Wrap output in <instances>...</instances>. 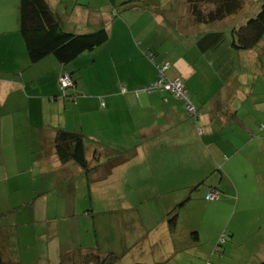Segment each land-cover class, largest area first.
Segmentation results:
<instances>
[{"label":"crops","instance_id":"obj_1","mask_svg":"<svg viewBox=\"0 0 264 264\" xmlns=\"http://www.w3.org/2000/svg\"><path fill=\"white\" fill-rule=\"evenodd\" d=\"M46 1L64 31L83 34L103 28L109 37L101 48L80 55L72 65L61 66L51 56L31 64L19 32L20 1L0 0V247L3 260L12 262L8 258L15 255L9 251L12 247H17L19 254L24 244L20 235L31 239L25 241L26 246L35 248L34 242L45 243L32 256L31 264H72L83 250V253L94 251L102 255L101 246L112 243L113 239L130 241L126 251L117 255L125 259V255L135 251L140 241L134 240L141 239L146 231L142 225L152 215L150 200L143 198L138 206L134 205L135 190L174 194L165 199L166 214L188 200L178 210L173 229L167 221L161 223L170 242L175 240L171 238L176 232L187 229L179 233L181 240L184 244L187 241L194 244L199 239L198 232H191L192 216L184 215L182 210L186 212L191 201L206 204L208 192L228 187L227 181L221 178L217 182L213 176L218 172L216 169L219 177L232 172L225 168L235 156L246 160L242 151L253 155V161L261 164L264 159V98L255 88L258 72L255 70L253 77L247 74L240 81L245 83L243 89L239 88L240 83L235 79L239 81V74L248 69L242 57L245 53L234 54L224 41L221 48L230 58L217 57L213 38L203 40L210 31L221 30L228 35L230 26L214 24L211 28L210 23L198 22L189 6L182 11L186 21L172 19L176 16L173 10L164 14L161 9L159 14L165 19L155 16L149 20L161 27L167 21L177 23V42L167 49L164 41L170 33L165 27L155 38L149 32L142 42L136 40V34L149 28L143 19L144 13L131 24L124 16L112 19L116 14L113 7L126 0ZM168 2L171 4L173 0ZM231 20L228 19L229 24ZM142 46L149 52H143ZM136 47L140 54L134 57ZM148 53L156 55L155 61ZM165 63L170 65L166 77L183 81L201 127H194L190 120L194 115L185 111L183 101L168 93L148 91L150 83L157 78L156 68ZM236 65V71H231ZM64 69L73 76L76 73L77 96L73 98L66 97L71 92L64 95L58 86ZM250 70L253 72L254 68ZM218 79L223 82L214 87L208 96L210 100H203V91ZM249 79L253 81L251 88L247 87ZM231 126L241 135L229 129V136L224 137L222 128ZM60 131L83 137L86 160L95 168L89 175L77 164L61 163L57 159L55 141ZM218 133L221 136H216ZM108 153L118 155L103 162L101 157ZM223 159L227 160L224 164ZM242 160L240 165H246L247 161L243 164ZM203 168L214 170L199 182L198 175ZM123 174L130 178L127 179L129 188L114 183V176ZM185 174H195L197 178L185 184L182 180ZM110 178L112 196L109 198L104 193L103 198L101 185ZM205 181L218 188L206 187L210 189L193 193ZM82 187L88 188V197L81 202L95 200L117 209L115 216L106 218L111 224L110 230L104 228V219H98L93 210L81 212L77 191ZM124 189L128 193L120 195ZM55 191L59 195H54ZM122 197L129 198L127 204ZM143 204L149 217L139 210ZM86 207L89 208L88 204ZM79 213L86 215L84 222L78 220L82 217ZM89 223L91 226L82 227ZM36 226H44L46 233L37 234ZM26 227L31 232L26 233ZM151 227L148 232L152 236L157 226ZM76 228L79 234L74 236ZM91 232L84 243L82 236Z\"/></svg>","mask_w":264,"mask_h":264},{"label":"rangeland","instance_id":"obj_2","mask_svg":"<svg viewBox=\"0 0 264 264\" xmlns=\"http://www.w3.org/2000/svg\"><path fill=\"white\" fill-rule=\"evenodd\" d=\"M130 1V0H126ZM135 2L136 6L132 9L122 8V4L118 5V11L115 14V18H120L124 16V20L128 24H131L135 19L141 18V14H145L143 19L146 21L149 28L146 31H141L136 34V40L142 42L144 35H147L151 32L153 38L160 35L161 30L164 28L165 31H168L170 35L164 41V47L167 49H171L177 42V35H176V22H165L161 27L155 21L152 22L149 19L155 16H159L162 19H165L164 16H161L158 12V7H160L164 14L173 10V14L176 16L172 17V19H179L180 21H186L187 17L182 16L183 12L188 8L186 0H173L171 4H169L168 0H132ZM261 2L264 3V0H244V8L238 13L239 17H232L234 19L231 20L232 24H238L240 20H245L246 17H250V15L254 14L257 8L260 9ZM107 4V3H105ZM149 4H152L150 7ZM253 4V7L250 9L248 5ZM257 6V7H256ZM121 9V10H119ZM183 11V12H182ZM247 14V15H246ZM180 15V16H178ZM231 18V17H230ZM229 24L228 19L225 21H221L217 23L218 26L225 25V27L233 26ZM213 23H210V27L213 28ZM125 27V26H124ZM202 28V27H201ZM225 28V29H226ZM139 38V39H138ZM155 41V40H154ZM160 41V38L157 39ZM228 42V41H227ZM260 46H258L253 51L244 52L245 54L242 55L244 57L243 61L248 66L247 72H243L239 74V81L235 82L237 84L240 83L241 80L246 78L249 74L252 77L258 72V82L255 86L257 92L262 94L264 98V41ZM226 45V44H225ZM143 52L148 50L144 49V46L140 47ZM137 51L133 53L134 57L140 54L139 49L136 47ZM149 52V51H148ZM151 53V52H150ZM149 54V53H148ZM152 53L149 54V58L153 61L156 59V55ZM144 55V54H143ZM238 58V57H236ZM250 67L254 68L252 72ZM238 66L236 65L235 68L231 67V71L235 72ZM257 72H256V71ZM262 73V75H261ZM236 78V74L234 76ZM156 79V78H155ZM154 82V81H153ZM151 82V83H153ZM222 80L218 79V81L213 82L208 88H206L201 98L203 100H210L208 96L213 92L214 87H218ZM235 82H231L232 85H235ZM150 83V84H151ZM243 85L245 83L241 82L239 88L243 89ZM253 85V81L249 79L247 83V87L251 88ZM149 88V87H148ZM157 93V92H155ZM190 103H192L191 98H187ZM187 100V101H188ZM187 101H185V111L189 114L187 110ZM195 110V108H194ZM193 114L194 117H190V120L195 128L201 127L202 123L196 119V111ZM264 125V118L263 123ZM229 129H232L237 135H241L240 131L237 128L226 127L222 128V135L224 137L229 136ZM185 131V129H184ZM255 136H260L258 133H254ZM264 135V134H263ZM216 136H221L218 133ZM252 150H250V153ZM245 159L244 160L241 156L233 157L232 161L226 165L225 171L230 169V172L227 171V176L221 174L219 177L220 172L219 170L214 176L213 180L220 181L222 178L223 181H227L228 187L226 186L224 189L221 188L218 190L220 193V197L218 196L211 200L207 201L206 204L200 202H193L191 201L190 206H188V210L186 212L185 209L182 210L184 215H191L192 216V224H190V229H192V233L194 231L198 232L199 239L194 243L190 244L188 241L184 244L181 240L180 232L187 231V229H181L179 233L176 232V236L172 237L171 239H175L170 242L168 239L167 234L163 231V224L161 221H167V216L164 219L166 214V210L164 208L165 199L169 200L172 195H163V193L158 192L155 193L153 190H145V191H133V195L130 194V199L132 195V201L135 206H138V202L142 201L143 198L149 201L150 208H152V215L151 220L144 221L143 228L146 230L140 240H134L135 243H138L135 251L132 254L125 255L126 258L118 263L115 264H135L138 262L141 263H163V264H261L264 261V159L262 161L263 164L257 162L256 160L253 161V155H247L244 151L241 152ZM118 154L117 153H108L101 157L103 158V162H108L113 160ZM243 159V160H242ZM242 160L243 164L240 165ZM227 162V160L223 159L222 164ZM204 162V161H201ZM214 169L210 171L206 170L205 168L201 169L198 175L199 182L202 179H206L212 173ZM197 176L195 174L189 175L185 174L182 177V180L186 184L189 180H195ZM128 178L127 175H116L114 176V183L116 186H123L125 188H129L128 186ZM206 182V181H205ZM112 180L109 179L108 182L103 183L101 185L102 194L104 198V193L108 194L109 198L112 196V189L111 188ZM109 186V189L107 186ZM213 184L210 182H206L205 184H200L196 190L200 193L204 191H208L210 188L206 187H215L212 186ZM92 186V185H91ZM91 186H89L91 188ZM196 190L193 193H196ZM161 191V190H159ZM218 195L217 191H215ZM128 193L127 189H124L120 192V195H126ZM131 193V192H130ZM54 195H59L57 191L54 192ZM88 197V188L82 187L77 191L78 197V205L81 204V212L84 210L89 212L90 209L97 213L98 219L102 220V224L105 229L111 228V224L108 221L110 216L116 212V208L107 207V204L104 202L102 204L97 203L95 200L91 202L85 203L81 202L83 198ZM121 200L124 204L128 203V197H122ZM89 206L87 208L86 206ZM157 205L158 208L155 207ZM146 207L144 204L139 207V210L146 213V216L149 217L148 209L144 210ZM84 213H79L82 217H78V220L84 222L86 215ZM74 222H77L75 220ZM75 225V224H74ZM90 225L85 224L82 225L86 226ZM155 225L156 232L153 233L151 236L148 232L152 227ZM77 227V224L75 225ZM121 227V225H120ZM187 227V226H186ZM27 228V227H26ZM185 228V227H184ZM37 234H44L46 230L44 226H36L35 227ZM43 229V230H42ZM29 229H26V233H29ZM31 232V231H30ZM93 232L89 233L88 235H83L82 239L84 240L89 236H91ZM191 233V234H192ZM58 234H61V232ZM74 236L79 234L77 228L73 232ZM21 240L24 244L21 245L19 254L17 247H12L9 251L14 256H8V258L16 264H31L32 256L35 254L37 255L38 250L43 245L41 243H35V248L31 246H26L25 241H30L31 239L27 238L24 235H20ZM156 237L155 241L153 238ZM59 239V238H58ZM129 240L123 239L121 241H116L113 239L112 243H104L101 246L100 252H102L103 256L108 255L110 252L115 255H120L122 252L126 251L127 246L129 245ZM8 243H12V241L8 240ZM108 252V253H106ZM42 257L41 255H38ZM17 259V261H16ZM42 264V263H41ZM46 264V263H45Z\"/></svg>","mask_w":264,"mask_h":264},{"label":"trees","instance_id":"obj_3","mask_svg":"<svg viewBox=\"0 0 264 264\" xmlns=\"http://www.w3.org/2000/svg\"><path fill=\"white\" fill-rule=\"evenodd\" d=\"M19 32L22 36L25 49L31 64L38 63L47 56L53 57L61 66L72 65L74 61L82 54L94 52L101 48L108 41V32L101 28L94 32L73 34L64 31L57 21L54 11L50 8L46 0H19ZM190 13L196 21L205 23H220L222 20L230 17H239L238 13L244 8V0H186ZM260 9L245 20H240L238 24L230 26L228 35L224 31L216 30L205 34L203 40L207 41L213 38L217 48L218 56H228L221 47L227 42V46L234 54L239 52H248L255 50L264 41V3L261 2ZM122 8L132 9L136 6L135 2L124 1ZM151 5L147 6L150 7ZM253 4L248 5L250 9ZM257 7V6H256ZM115 13L118 7H113ZM245 9V8H244ZM121 10V9H119ZM161 8L158 7L160 13ZM247 15V14H246ZM234 19V18H232ZM235 20V19H234ZM234 22V21H233ZM232 22V23H233ZM219 53V54H218ZM229 57V56H228ZM230 58V57H229ZM76 75V73H74ZM71 73L65 71L58 79V86L66 95L71 92V96L76 94L75 80ZM63 76H67L70 81V87L64 88L60 82ZM150 86V85H149ZM86 144L83 137L76 133L60 131L57 133L55 141V155L61 163H75L86 174L89 175L93 171L94 166L86 160ZM195 190L197 188H194ZM205 201H210L207 196ZM218 194V193H217ZM188 200L183 202L179 207L167 214V222L171 229L174 228L178 210L186 204ZM1 233V230H0ZM6 241V240H5ZM84 251V250H83ZM80 252L77 262L72 264H115L120 262L122 255L117 256L113 253L106 256L97 252L89 251ZM0 264H16L13 262H5L2 258L0 247ZM61 264V263H60ZM135 264H163V263H135ZM264 264V261L261 263Z\"/></svg>","mask_w":264,"mask_h":264},{"label":"built area","instance_id":"obj_4","mask_svg":"<svg viewBox=\"0 0 264 264\" xmlns=\"http://www.w3.org/2000/svg\"><path fill=\"white\" fill-rule=\"evenodd\" d=\"M169 63H165L164 65L157 67V78L156 80L150 84L148 91L150 92H158V93H168L172 95L175 99L181 100L183 102L187 101V91L186 87L181 79H173L170 80L166 77V72L169 70ZM60 82L64 88L70 87V81L67 76H63L60 79ZM187 110L189 113H194V107L188 100L187 102ZM216 192L212 191L208 196V200H213L217 197L215 195Z\"/></svg>","mask_w":264,"mask_h":264}]
</instances>
